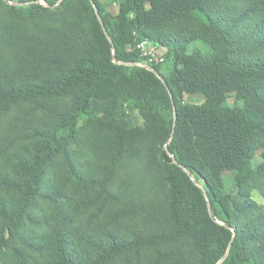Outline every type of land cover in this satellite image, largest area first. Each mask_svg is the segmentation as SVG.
I'll return each instance as SVG.
<instances>
[{"label":"trees","instance_id":"16d2710c","mask_svg":"<svg viewBox=\"0 0 264 264\" xmlns=\"http://www.w3.org/2000/svg\"><path fill=\"white\" fill-rule=\"evenodd\" d=\"M7 1L32 2L11 6V10L19 17L34 19L55 13L49 7L58 0H40L48 7L37 0ZM71 1L62 0L61 6L68 7ZM118 1L131 11L132 19H128L127 12L112 14L100 0H92L111 42L104 35L90 1L83 0L94 40L83 32H75L74 26L52 27L45 37L59 36L61 42L54 44L55 49L33 58H21L38 60L32 61L34 66L43 60H59L57 63L66 70L64 77L16 89L0 88V104L39 97L59 98L68 90L79 88L75 105L53 132L41 137L23 162L25 189L20 199L8 210L5 204L0 206L5 214L0 227V264H111L118 256V248L107 249L106 238L91 236L62 207L32 230H26L25 221L33 203L40 198L48 164L54 156L65 152L68 147L65 138L78 120L94 113L93 109L99 105L104 115H95L96 124L114 128L115 120L106 119L108 112L103 103H112L117 86L122 83L140 93L146 120L159 118L165 123L159 136L163 142L160 155L168 192L164 208L171 224L168 221L164 227L166 230L170 227L176 234L170 241L178 246V263L190 264L187 248L192 245L199 264H217L230 245L221 264H264V207L246 197L237 203L218 188L225 169L238 172L233 176L237 186L264 179V0H148L151 14L146 13L142 0ZM185 21L199 25L202 30H193V36L184 45L202 40L205 49L187 55L186 48L178 43L180 36L170 41L158 40L167 48L164 62L166 57L171 59L170 76H162L170 98L153 73L134 65L144 59L138 50L127 46L150 40L146 28ZM27 35L35 38L32 32ZM8 38L9 49L25 45L17 36ZM113 50L115 61L128 65L114 64ZM151 67L160 74L156 64ZM233 92L250 96L252 104L238 108L230 103ZM186 93L201 94L205 100L199 105L183 104ZM173 107L176 124L171 136ZM150 133L147 129H131L125 135L131 141L144 142ZM169 139L167 151L177 164L164 150ZM182 168L187 169L189 176ZM191 178L202 185L204 192ZM0 186L13 188L15 184L0 179ZM227 227L234 228V233ZM8 249L12 255L4 262Z\"/></svg>","mask_w":264,"mask_h":264},{"label":"rangeland","instance_id":"374dc122","mask_svg":"<svg viewBox=\"0 0 264 264\" xmlns=\"http://www.w3.org/2000/svg\"><path fill=\"white\" fill-rule=\"evenodd\" d=\"M100 1L108 12L118 14L124 11L128 19L133 18L127 6L118 0ZM142 1L146 13L151 14L148 0ZM37 2L45 6L42 1ZM51 10L56 12L28 19L15 15L7 2H0V88L16 89L48 83L66 75L64 67L57 63L59 60H43L42 64L34 66L32 61L38 60L21 59L55 49L54 44L61 42L59 36L45 37L52 27L74 26L75 32H83L94 40L93 26L83 11V0H72L68 7L60 3ZM53 14L55 17H51ZM199 27L185 21L146 28L145 32L149 41L159 42L157 45L164 56L167 48L158 40L170 41L174 36H180L179 45L190 55L205 49L202 40L186 46L183 43L193 36V30L201 32ZM31 32L35 38L27 35ZM10 35L13 39L17 36L25 45H19L17 50L16 47L9 49ZM21 35L25 37L21 39ZM132 43L128 49H133ZM170 60L166 57L163 64L157 65L159 75L170 76ZM78 95L79 88L75 87L59 98L39 97L0 104V179L15 184L13 188L0 186V206L5 204L6 210L24 192L23 162L41 137L57 128L66 112L75 105ZM204 100L201 94L186 93L182 97V103L190 105L202 104ZM111 102L103 104L108 112L106 119L115 120L114 128H102L96 124L95 115H104L101 107L96 105L94 113L78 120L68 132L65 152L54 156L47 166L40 198L33 203L25 221L26 230L37 228L62 207L64 211H70L91 236L106 238L107 249L118 248V256L111 264H179L178 246L170 241V237L176 238V234L170 227L169 230L164 227L168 226V221L171 224L167 208H164L168 192L160 155L163 142L159 136L165 123L159 118L146 120L140 93L124 83L117 86ZM229 102L238 108H248L253 99L233 92ZM131 129L150 130V138L144 142L131 141L125 135ZM236 173L230 169L222 172L218 183L221 193L230 195L237 203L246 197L264 207V179L237 186L233 177ZM3 215L0 211V227ZM187 249L190 264H199L196 249L192 245ZM10 254L12 252L8 249L4 262Z\"/></svg>","mask_w":264,"mask_h":264},{"label":"water","instance_id":"95a60500","mask_svg":"<svg viewBox=\"0 0 264 264\" xmlns=\"http://www.w3.org/2000/svg\"><path fill=\"white\" fill-rule=\"evenodd\" d=\"M4 1H7V0H4ZM89 1H90L91 5H92V7H93L94 14H95V16H96V18H97V20H98V22H99V24H100L102 30H103L104 35H105L106 38L109 40V42H111L110 37H109V35L107 34V32H106V30H105V28H104V26H103V23H102V21H101V18H100V16H99V13H98V11H97V8H96L95 4L92 2V0H89ZM61 2H62V0H58L57 3H56L55 5H53V6L49 7V8H55V7L58 6ZM7 3H8L10 6H23V5H29V4L32 3V2H24V3H21V2H14V1H9V2H8V1H7ZM36 3H37V2H36ZM43 3H44V2H43ZM44 4H45V3H44ZM45 6L48 7V5H46V4H45ZM112 62H113L114 64L123 65V66L128 65L127 63H122V62L118 63V62L115 61V52H114V50L112 51ZM130 65H133V64H130ZM134 65L139 66V67H142V68H145L146 70H148V71H150L151 73H153V74H154V75H155V76H156V77H157V78L163 83V85L166 87V90H167V92H168L170 98H172L171 93H170V91H169V89H168V87H167V84L165 83V81H164V79L162 78V76L159 75V73H158L155 69H153V68H152L151 66H149L148 64H145V63H142V62H140V63H136V64H134ZM175 124H176V110H175V107H173V125H172V133H171V136H172V134H173V130H174ZM169 142H170V139H169V140L167 141V143L164 145V150H165L166 154H168L169 157L173 160V162H174L175 164H177V162L173 159V156L170 155V154L168 153V151H167V144H168ZM182 169H183L184 173H185L186 175L189 176V172L187 171V169H186V168H182ZM191 180H192V182H193L196 186H198V187L204 192V189H203V187H202L201 184L197 183V182H196L194 179H192V178H191ZM206 201H207V209H208V213L210 214V204H209L207 198H206ZM227 228L232 232V234L234 233V231H235L234 228H231V227H227ZM229 248H230V245H229V247H228V249H227V252H226L224 258H223L220 262H218L217 264H221V263L224 261V259L227 257L228 252H229Z\"/></svg>","mask_w":264,"mask_h":264},{"label":"built area","instance_id":"2783aa9c","mask_svg":"<svg viewBox=\"0 0 264 264\" xmlns=\"http://www.w3.org/2000/svg\"><path fill=\"white\" fill-rule=\"evenodd\" d=\"M133 48L138 50L140 56L144 59L142 63L151 66L152 64L158 65L164 62V53L153 41L142 40L136 42Z\"/></svg>","mask_w":264,"mask_h":264}]
</instances>
